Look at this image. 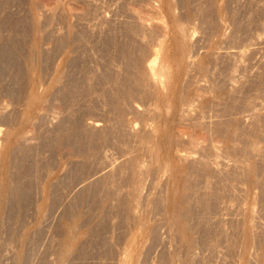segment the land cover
<instances>
[{
	"label": "rangeland",
	"instance_id": "obj_1",
	"mask_svg": "<svg viewBox=\"0 0 264 264\" xmlns=\"http://www.w3.org/2000/svg\"><path fill=\"white\" fill-rule=\"evenodd\" d=\"M178 26L190 35L184 49ZM159 44L170 65L182 68L172 78L181 87L174 96L179 100L166 88L170 100L164 102L143 79ZM182 111L203 119L202 124L191 119L190 128L198 123L192 132L199 130L206 141L210 135L207 145L219 152L215 157L212 145L207 151L201 138L209 152L202 156L207 171L195 169V175L200 172L195 176L190 165L180 163L182 169L189 166L185 173L196 183L186 189L193 204L189 247L166 212L169 171L157 166L162 158L177 163L175 146L190 137L191 132L183 138L178 132L189 124ZM0 128V148L12 130L28 139L13 151L10 169L0 163V264H120L136 237L130 252L138 253L139 246L146 254L138 253V264H264V0H0ZM165 132L185 142L174 141L172 154L160 151L156 159L148 151L153 141L163 143ZM252 167L256 176L247 173ZM138 175L147 176L133 208L140 216L136 208L142 206L141 220L148 209L143 226L128 209ZM246 217L254 223H244Z\"/></svg>",
	"mask_w": 264,
	"mask_h": 264
},
{
	"label": "bare ground",
	"instance_id": "obj_2",
	"mask_svg": "<svg viewBox=\"0 0 264 264\" xmlns=\"http://www.w3.org/2000/svg\"><path fill=\"white\" fill-rule=\"evenodd\" d=\"M168 3V5L171 7V5L169 4V1L167 2ZM166 3V4H167ZM169 6H167V7H169ZM169 7V9H171ZM150 8V7H149ZM129 10V9H128ZM173 10V9H172ZM171 11V10H170ZM169 11V12H170ZM153 12H154V10H153ZM159 14V13H158ZM160 17V16H159ZM172 17V16H171ZM176 16L174 15V18H175ZM165 19V18H164ZM178 21V20H177ZM137 24V23H136ZM140 24L141 25H143L141 22H140ZM161 24V29H163V26L165 25V24H163L162 25V23H160ZM176 24V23H175ZM178 24L180 25V23L178 22ZM177 24V25H178ZM146 25V24H145ZM177 25H175L176 27H177ZM144 26V25H143ZM167 26V25H166ZM145 27V26H144ZM153 28V27H152ZM159 28V29H160ZM179 28V29H178ZM178 32H180L178 35H179V39H177V41L179 40V44L181 45V47H182V49H184L185 47L184 46H186V44H184V42H185V38H188V36L190 37V35H184V32L181 30V27L180 26H178ZM183 29V28H182ZM164 30V29H163ZM166 30H167V28H166ZM180 30V31H179ZM183 30H185V28L183 29ZM159 31V30H158ZM165 31V30H164ZM176 31V30H175ZM187 32V31H186ZM188 34V33H187ZM159 36V35H158ZM184 39V40H183ZM174 40V39H173ZM188 41V40H187ZM188 42H190V40L188 41ZM161 43V42H160ZM177 43V44H178ZM187 43V42H186ZM162 44H163V42H162ZM162 44H159V45H161V47L159 46V48L160 49H156V50H152L153 51V54L151 53V55L153 56V58H152V60L147 64V61H146V64L147 65H145L144 67H142V68H144L145 69V71H144V69H142L141 68V66L143 65L142 63L143 62H141L140 64H142L141 66H140V69H142L144 72H145V74H144V76H143V79H145L144 77H146V82H148L150 85H152L151 86V88L152 87H154L152 90H154L155 89V91L157 90L158 91V93H159V95H161V100H163L164 102H166V101H168L167 99H169L168 97H165V89L167 88L168 90L170 89V93H171V96H170V94H169V96L172 98V99H174V100H176V99H178L177 97H175L174 98V96H176L177 94V91L179 90V88H181V87H179L178 85V87L179 88H177L176 86H175V83L176 82H174V78H173V75H174V72L176 73V69L175 68H177V71L178 70H182V68L180 67V68H178V64L176 65V67L175 68H173L172 67V65H170V63L166 60V56L164 55V52H163V45ZM184 44V46H182ZM165 45V44H164ZM175 46L177 47L178 45H176L175 44ZM176 47H175V50H176ZM184 47V48H183ZM174 48V47H173ZM177 48H179V51H175V53H178L177 55H178V57H180L179 59H182V56H183V58H184V56H186V55H183L184 54V52H182L183 50H180V46L179 47H177ZM188 48V47H187ZM193 48V47H192ZM154 49V48H153ZM167 49V48H166ZM172 49V48H171ZM189 49H191V47L189 48ZM187 50V49H186ZM186 50H184V51H186ZM3 51V50H2ZM151 51V52H152ZM187 52V51H186ZM5 53H6V51H5ZM148 53V52H147ZM174 53V52H173ZM191 53V52H190ZM202 53V52H201ZM143 54V53H142ZM188 54H189V52H188ZM149 55V54H148ZM202 55V54H201ZM207 55V54H206ZM151 56V57H152ZM173 56V55H172ZM141 57H142V55H141ZM151 57H149V58H151ZM189 57V56H188ZM188 57H187V59H188ZM144 58V57H143ZM175 58H176V56H175ZM174 58V59H175ZM147 59V58H146ZM197 59V58H196ZM208 59V58H207ZM137 60V59H136ZM144 60V59H143ZM189 60V59H188ZM187 60V61H188ZM200 61V60H199ZM197 62V61H196ZM137 63H138V61H137ZM178 63H180V62H178ZM189 63V62H188ZM191 64V63H190ZM193 64V63H192ZM201 66H203V65H201ZM200 67V66H199ZM187 68V67H186ZM200 70H201V68H200ZM199 70V71H200ZM204 70V69H203ZM186 71L187 72H189L187 69H186ZM143 72V73H144ZM187 72H185V73H187ZM205 72L206 71H204V74H205ZM142 72L140 73V74H143ZM209 73V72H208ZM196 74V73H195ZM136 75V74H135ZM139 75V74H138ZM140 76V75H139ZM198 76V75H197ZM207 76V75H206ZM208 77V76H207ZM134 78H136V77H134ZM139 78H141V77H139ZM173 78V79H172ZM193 78V77H192ZM142 79V81L144 82L145 80H143ZM136 81H137V79H136ZM184 81V80H183ZM204 81V80H203ZM145 82V84H147ZM181 82H182V80H181ZM185 82H183V84H184ZM138 84V83H137ZM149 84H148V86H149ZM199 85V84H198ZM198 85H196V86H198ZM138 85H136V87H137ZM142 86V85H141ZM144 86V85H143ZM146 86V85H145ZM187 86V85H186ZM194 86V85H193ZM195 86V87H196ZM184 87V86H183ZM191 87V86H190ZM199 87V86H198ZM146 88V87H145ZM144 88V89H145ZM187 88H189V87H187ZM197 88V87H196ZM201 88V87H200ZM150 89V88H149ZM148 89V90H149ZM166 89V90H167ZM183 89V88H182ZM181 89V90H182ZM186 89V88H185ZM194 89V88H193ZM204 89V88H203ZM129 90H130V88H129ZM166 91V93L167 92H169V91ZM199 90H201V89H199ZM207 90V89H206ZM210 90V89H209ZM146 91V90H145ZM151 91V90H150ZM150 91H147V93L148 92H150ZM172 91V92H171ZM183 91H185V90H183ZM188 91H189V89H188ZM203 91V90H202ZM195 92H197V89H196V91ZM199 92V91H198ZM155 93V92H154ZM157 93V92H156ZM202 93V92H201ZM201 93H198V95H199V97L200 96H202V94ZM204 93V92H203ZM150 94V93H149ZM148 94V95H149ZM195 94H197V93H195ZM204 94H206V92L204 93ZM203 94V95H204ZM124 95V94H123ZM146 95V94H145ZM152 95H153V93H152ZM155 95H157V94H155ZM180 95V94H179ZM167 96V95H166ZM187 96V95H186ZM194 96V95H193ZM206 96V95H205ZM205 96H203V97H205ZM36 97V96H35ZM154 98H155V96H153ZM152 97V98H153ZM181 97V96H180ZM202 97V98H203ZM33 98H34V95H33ZM183 98H185V97H183ZM182 98V99H183ZM187 98V97H186ZM194 98V97H193ZM196 98V97H195ZM219 98V97H218ZM35 99V98H34ZM37 99H40V98H37ZM190 99V98H189ZM200 99V98H199ZM41 100H43V98H41ZM41 100H39L41 103H43ZM156 100V99H155ZM170 100V99H169ZM179 100V99H178ZM196 100V99H195ZM195 100H193V101H195ZM154 101V100H153ZM158 101V100H157ZM156 101V102H157ZM183 100H181V102H182ZM197 101H200V100H197ZM169 102V101H168ZM188 102H189V100H188ZM187 102V103H188ZM210 102V101H209ZM214 102V101H213ZM39 103V102H38ZM172 103H173V101H172ZM180 103V102H179ZM190 103H192V100H191V102ZM197 104H198V102H196ZM220 103V102H219ZM164 104H166V103H164ZM184 105H185V103H183ZM195 104V103H194ZM193 104V105H194ZM200 104V103H199ZM198 104V105H199ZM33 105V104H32ZM157 105H158V103H157ZM161 105H162V103H161ZM169 104H167V106H168ZM164 106V105H163ZM170 106V105H169ZM183 106V105H182ZM186 106H187V104H186ZM203 106V105H202ZM201 106V107H202ZM205 106H207V105H205L204 104V107ZM189 107H191L190 105L189 106H187V108H189ZM194 107V106H193ZM200 107V108H201ZM163 108V107H162ZM165 108V107H164ZM171 108H173V106L171 107ZM170 108V109H171ZM183 108V107H182ZM181 108V109H182ZM185 109V108H183V110L184 111H188V109ZM199 108V109H200ZM156 109V108H155ZM169 109V108H168ZM179 109H180V107H179ZM180 109V110H181ZM190 109V108H189ZM192 110H190V111H193V108H191ZM198 109V108H197ZM196 109V110H197ZM172 110V109H171ZM195 110V111H196ZM201 110H202V108H201ZM165 111V110H164ZM166 111H167V107H166ZM173 111V110H172ZM176 111L177 110H175V114L176 115H178V113H176ZM190 111H189V113L188 112H186V114L183 112H181L183 115L181 116V114L179 113V117L181 116V119L183 120V118H184V120H185V122H186V120L188 119V123L189 122H191V124H192V121H191V119H194V118H191L190 119V117H192V116H190L191 115V113H190ZM198 111V110H197ZM36 112V111H35ZM156 112H158L157 110H156ZM162 112V111H161ZM203 112V111H202ZM32 113V112H31ZM166 113V112H165ZM169 113H170V111H169ZM30 114V113H29ZM174 114V115H175ZM202 114V113H201ZM25 115V114H24ZM169 115V114H168ZM194 115V114H193ZM197 115V114H196ZM199 115H200V113H199ZM28 116V115H27ZM29 116H31V115H29ZM33 117V116H32ZM183 117V118H182ZM200 117H202V116H200ZM209 117V116H208ZM27 119L25 120L24 119V122L25 123H28L29 124V126L31 125V118H29V117H26ZM35 118V117H34ZM34 118H32L33 119V122H34ZM172 118V117H171ZM174 118V117H173ZM196 118H198V117H196ZM196 118H195V122H200L201 123V121L203 120L202 118H200V119H202L201 121L200 120H196ZM205 118V117H204ZM178 119H180V118H178ZM181 119H180V121H181ZM189 119H190V121H189ZM208 119V118H207ZM21 120V119H20ZM36 120V119H35ZM158 120V119H157ZM165 120H167V119H165ZM170 121V120H169ZM173 121V120H172ZM182 122V121H181ZM184 122V123H185ZM186 122V123H187ZM193 122H194V120H193ZM262 122V121H261ZM35 123V122H34ZM34 123H33V125H34ZM132 123V122H131ZM169 123V122H168ZM172 123V122H171ZM218 123L220 124L221 122L219 121V122H217V126H219L218 125ZM254 123V122H253ZM28 124H26V125H28ZM99 124H101V123H99ZM164 124H166V122H164ZM190 123L189 124H186V126L184 125L183 127H182V125H181V129L179 130V124L177 125V127H178V132H179V134L182 136V138L183 137H186V135H188L190 132V134H189V138H188V136H187V139H189V140H187L186 139V141L187 142H185V138L182 140V138H180V136L178 135L177 137H175V138H177V139H175V138H173L171 135H172V133L169 135V133H167V132H165V134H163L162 136H163V143L161 144V143H158V142H156V140L155 141H153L152 139V141L154 142H151V143H153V145H151L150 147V151H148V149H147V151H148V153L149 152H151V155H153V156H155L156 157V159H158L159 157H161V155L162 154H160V156L158 157V154H159V152L160 151H166L167 152V154H172L171 153V146L173 145V144H175L176 145V143L174 142V141H176V142H180L181 143V140L182 141H184L186 144H184L183 142V145L181 144V146H180V144L179 143H177V146H175V148L176 147H179L178 148V150H177V148H176V151H173V149H172V151L173 152H175V158H177V163H174V162H170V159H172V158H166V160H164L163 158V160L161 159V158H159V159H161V161L160 160H158V163H159V165L157 164V166L159 167V168H163V172H165V171H169V175H170V178H169V180H170V182H171V186L169 187V189H168V195L167 196H165L166 198V203H164V204H166L167 205V207H168V211L166 210V212H167V215H168V217H169V220L170 221H172L171 223H173V224H175L176 226H178V227H176V228H178V230H180L179 232H181L180 233V235H182V237L184 238H186V239H188L187 241V247H189V245L191 244V235L190 234H192V233H190V226H188V224L190 223H188V220L190 221V217H191V219H192V205H191V203H190V197H189V195H190V192H188V194H187V190L186 189H191L192 188V185L191 184H193V186L194 185H196V183L194 182V181H192L191 180V182H190V178H188L187 176H191L190 174H188V173H185V169H182L183 168V166H182V168H181V165L182 164H187V165H190V169H192L193 171L195 170V169H202V170H200V171H203L204 169L207 171V168H204L203 169V167H207V165L209 164V163H206V159H203V157L202 156H206L207 154H203V152H205L206 150L207 151H210V146L212 145H207V141L208 142H210V140H211V142L210 143H212V139H211V136L209 135V137H210V139H209V137H208V139H207V141L205 140V138L207 137H205L204 136V139H203V136L201 135V138L203 139V140H201V141H204V142H206V143H204L203 142V144L204 145H206V146H209L208 147V149H206L207 147L205 146V147H202V146H204L203 144H200V140L199 139H201L200 137H199V135L201 134V133H199L200 131L199 130H196V131H194V133L192 132L193 131V129L195 128L194 126L196 125V126H199V125H197L196 123H195V125L193 124V129L191 130V128H190V126H192ZM202 124V123H201ZM201 124H200V126H201ZM216 124V123H215ZM24 125V124H23ZM33 125H32V127H33ZM171 125H173V124H171ZM203 125L205 126V124H204V122H203ZM213 125V124H212ZM97 126H99L97 123L96 124H94V127H97ZM155 126V125H154ZM158 126V125H157ZM160 126V125H159ZM158 126V127H159ZM204 126H201V127H203V130L202 131H206V133H208V128L209 127H206V128H204ZM216 126V127H217ZM23 127V126H22ZM28 127V126H27ZM31 127V128H32ZM162 127V126H161ZM164 127H166V125L164 126ZM177 127H176V129H177ZM201 127H199V129L201 128ZM210 127H212V126H210ZM224 127V126H223ZM163 128V127H162ZM14 129V128H13ZM33 129V128H32ZM135 129H137V128H135ZM156 129H157V127H156ZM156 129H154V133L153 134H155V133H157L156 132ZM196 129V128H195ZM197 129H198V127H197ZM204 129H207V130H204ZM215 129V128H214ZM213 129V130H214ZM21 130V129H20ZM31 130V129H30ZM212 129H211V131H210V133L213 131ZM216 130V129H215ZM221 130V129H220ZM258 130V129H257ZM3 129L2 128H0V136L2 135V133H3ZM23 131V130H22ZM129 131H131V132H133L134 133V126L133 125H131L130 127H129ZM164 131V130H163ZM162 131V132H163ZM170 131V130H169ZM218 131V130H217ZM216 131V132H217ZM21 131H19V132H13V130L12 131H10V133H8L10 136H7V137H9V138H7V137H4L5 139H7V140H4L5 142L3 143V145L1 146V148H0V163H1V167H8L9 169H10V166H9V163L11 162V158L13 157L12 156V153H14L13 151H15V149H16V147H17V145L19 146L20 144H22L24 141L26 142V140H28L27 139V135H25V133H20ZM146 132V131H145ZM149 132H152V131H149ZM214 132V131H213ZM224 132V131H223ZM185 133H187L185 136H184V134ZM204 133V132H203ZM202 133V134H203ZM219 132H217V134H218ZM221 133V132H220ZM227 133V132H226ZM141 134V133H140ZM152 134V133H151ZM150 134V135H151ZM151 135V136H154L155 138H156V136L155 135ZM178 134V133H177ZM199 134V135H198ZM214 134V133H213ZM223 134V133H222ZM232 134V133H231ZM4 135V134H3ZM30 136H32V134H31V132H30V134H29ZM205 135V134H204ZM208 135V134H207ZM219 135H221V134H219ZM174 136H176V135H174ZM231 136V135H230ZM153 137V138H154ZM30 138V137H29ZM144 138V137H143ZM158 139V138H157ZM181 139V140H180ZM1 140V139H0ZM143 140H145V139H143ZM150 140V139H149ZM3 141V140H2ZM159 142L161 141V138L158 140ZM221 141V140H220ZM232 141V140H231ZM230 141V142H231ZM141 142V141H140ZM251 142V141H250ZM143 143V142H142ZM141 143V144H142ZM144 143H146V141L144 142ZM173 143V144H172ZM209 143V144H210ZM25 144V143H24ZM148 144V143H147ZM178 144H179V146H178ZM230 144V143H229ZM233 144V143H232ZM256 144H257V142H256ZM144 145V144H143ZM150 145V144H149ZM184 145H185V147H184ZM145 146V145H144ZM213 146V148H211V149H215V145H212ZM232 146V145H231ZM21 147H24V146H21ZM142 147V146H141ZM145 147H148V145L147 146H145ZM181 147H184V149L183 148H181ZM216 147H218V146H216ZM228 147H230V146H228ZM203 148H205V149H203ZM260 148V147H259ZM202 149L204 150V151H202ZM219 149V148H218ZM18 150H20V148L18 149ZM23 150V149H22ZM201 150V151H200ZM212 150V151H213ZM224 150H225V148H224ZM248 150V149H247ZM200 151V152H199ZM206 151V152H207ZM211 151V152H212ZM20 152V151H19ZM137 152V151H136ZM143 152V151H142ZM202 152V153H201ZM214 156H215V153L218 155L219 154V152L217 153V150L215 149L214 151ZM234 152V151H233ZM255 152V151H254ZM147 153V154H148ZM153 153V154H152ZM208 154H209V152H207ZM167 154H163L164 156V158H165V156L167 155ZM169 154V155H170ZM198 154V155H197ZM200 154H203V155H200ZM212 154V153H211ZM249 154V153H248ZM14 155V154H13ZM139 155H140V153H139ZM149 155V154H148ZM200 155V156H199ZM216 155V156H217ZM222 155V154H221ZM259 155V154H258ZM262 155V154H261ZM208 156V155H207ZM215 156V157H216ZM260 156V155H259ZM134 157H137V156H134ZM154 157V158H155ZM168 157V156H167ZM170 157V156H169ZM245 157V156H244ZM153 158V157H152ZM153 158V159H154ZM218 158V157H217ZM137 159H138V157H137ZM151 159V158H150ZM252 159V158H251ZM139 160V159H138ZM147 160V159H146ZM176 160V159H175ZM129 162H130V160H128ZM134 161V160H133ZM151 161V160H150ZM154 161V160H153ZM211 161H213V160H211ZM259 161V160H258ZM13 162V161H12ZM148 162V161H147ZM223 162V161H222ZM134 163V162H133ZM153 164H154V162H152ZM151 163V164H152ZM180 163H181V165H180ZM211 163V162H210ZM250 163V162H249ZM136 163H134V165H135ZM137 164H138V162H137ZM145 164H146V162H145ZM221 164V163H220ZM257 164V163H256ZM261 164V163H260ZM11 165V164H10ZM131 165H133V164H130V166ZM245 165V164H244ZM249 165V164H248ZM258 165V164H257ZM142 166V165H141ZM147 166H148V164H147ZM153 166V165H152ZM151 166V167H152ZM192 166V167H191ZM254 166V165H253ZM135 167H136V165H135ZM154 167H156V165L154 166ZM187 167V166H186ZM202 167V168H201ZM247 167V166H246ZM250 167H251V165H250ZM256 167V166H255ZM250 168V169H247V173H249V175L252 173L253 175H254V173H255V176L257 175L256 174V172H258V170L257 169H259V168ZM259 167V166H258ZM7 168V169H8ZM146 168V167H145ZM148 168V170H149V167H147ZM146 168V169H147ZM8 169V170H9ZM144 169V168H143ZM143 169L141 170V171H143ZM145 169V170H146ZM158 169V168H157ZM188 169H189V166H188V168L186 169V171H188ZM210 169V167H208V170ZM232 169V168H231ZM2 170V169H1ZM4 170H5V168H4ZM154 170H156V169H154ZM153 170V171H154ZM192 170H189L190 171V173L192 174H196V171L197 170H195V172H191ZM204 170V171H205ZM236 170V169H235ZM255 170H257L256 172H254ZM147 171V170H146ZM145 171V172H146ZM158 171H159V169H158ZM162 170H160V172H161ZM199 171V170H198ZM3 172V171H2ZM5 172V171H4ZM3 172V173H4ZM144 172V171H143ZM144 172V173H145ZM211 172V171H210ZM254 172V173H253ZM3 173H2V176H5V179H4V182L5 181H7L6 180V174L5 175H3ZM8 174L7 175H10L9 173V171L7 172ZM138 173V172H137ZM166 173V172H165ZM168 173V172H167ZM199 174H200V172H198ZM197 173V175H195V176H198L199 174ZM246 173V172H245ZM135 174H136V171H135ZM140 174H143L142 172H140ZM148 174V173H147ZM150 174V173H149ZM235 174V173H234ZM145 175H146V173H145ZM160 175V174H159ZM161 175H163V174H161ZM225 175V174H224ZM248 175V176H249ZM135 176V175H134ZM149 176V175H148ZM157 176H158V174H157ZM156 176V177H157ZM167 176V175H166ZM243 176H245L244 174H243ZM251 176V175H250ZM254 176V177H255ZM9 177H10V179H11V175L10 176H8L7 177V179L9 180ZM143 177V179H138V178H140L139 177V175H138V177H135V178H137L138 180L137 181H135L136 182V184H132V186H134L133 188H131V191H130V194H129V196H130V202H129V210H130V213H131V215H132V217L134 218V219H132V221H137L136 223H138V225L139 226H143V225H146V223L145 224H143L142 225V220L144 219V217L146 216V215H149L148 217H150V214H146V212L148 213L149 211H147V210H145L146 212H145V214H144V217H143V219L141 220V218H139L140 216H141V209H142V206H141V209H140V207L138 208H136V210H140V216L137 214V213H135V211H134V207H136V206H138L139 204H140V200H141V196H143L142 194H141V192H143L142 191V186L144 185V183H143V181L145 180L144 179V177L146 178L147 176H142ZM162 177V176H161ZM160 177V178H161ZM169 177V176H168ZM192 177V176H191ZM247 177V176H246ZM254 177H252V178H254ZM133 178V177H132ZM166 178V177H165ZM193 178V180H194V176L192 177ZM191 178V179H192ZM203 177H201V179H202ZM251 178V179H252ZM256 178V177H255ZM254 178V179H255ZM3 179V178H2ZM149 179V178H148ZM189 179V180H188ZM215 179V178H214ZM245 179V178H244ZM134 180V179H133ZM154 180H155V178H154ZM158 180V179H157ZM163 180V179H162ZM168 180V181H169ZM3 181V180H2ZM151 181H152V179H151ZM167 181V182H168ZM222 181V180H221ZM252 181V180H251ZM254 181H256V182H258V180H254ZM153 182V181H152ZM152 182H149L148 183V185L151 183L152 184ZM158 182V181H157ZM213 182H214V180H213ZM248 182V181H247ZM256 182H253L254 184L256 183ZM6 183V182H5ZM145 183H147V182H145ZM154 183H156L155 181H154ZM160 183H161V181H160ZM9 183L7 182L6 184H4V185H7V186H9L8 185ZM157 184H159V183H157ZM157 184H155V185H157ZM201 184V183H200ZM212 184V183H211ZM252 184L253 185V188H254V186H256L257 184ZM3 185V187H5ZM199 185V184H198ZM215 185V184H214ZM6 186V187H7ZM146 186V185H145ZM169 186V185H168ZM5 187V188H6ZM10 188H11V186H9ZM158 187V186H157ZM195 187V186H194ZM252 187V186H251ZM258 187V186H257ZM10 188H9V190H10ZM154 188V185H153V187H152V189ZM256 188V187H255ZM145 189V188H144ZM149 189V188H148ZM151 189V188H150ZM157 189V188H156ZM197 189V188H196ZM161 190V189H160ZM188 190V191H189ZM194 190H195V188H194ZM258 190V189H257ZM2 191H3V188H2ZM153 192H154V190H152ZM162 191V190H161ZM5 192V191H4ZM151 192V191H150ZM164 192V191H163ZM197 192V191H196ZM250 192V195H251V190L249 191ZM255 192V191H254ZM253 192V193H254ZM3 193V192H2ZM2 193H0L1 194V196L3 195ZM152 193V192H151ZM151 193H150V195H151ZM192 193V192H191ZM5 194V193H4ZM8 194H9V192H8ZM144 194V193H143ZM154 194V193H153ZM166 194H167V192H166ZM249 194V193H248ZM201 195V194H200ZM207 195V194H206ZM245 195V194H244ZM249 195V196H250ZM4 196V195H3ZM3 196H2V198H3ZM6 196V195H5ZM146 196V195H145ZM156 196V195H155ZM222 196V195H221ZM232 196V195H231ZM161 197H163V196H161ZM192 197V196H191ZM248 197V196H247ZM7 198H9V197H7ZM146 198V197H145ZM150 198V197H149ZM205 198V197H204ZM208 198V197H207ZM250 198V197H249ZM248 198V199H249ZM252 198H254L253 197V195H252ZM128 199H129V197H128ZM147 199V198H146ZM162 199H164V198H162ZM161 199V200H162ZM192 199V198H191ZM7 200V199H6ZM5 200V201H6ZM127 200V199H126ZM125 200V201H126ZM150 200V199H149ZM149 200H147L148 202H149ZM154 200V199H153ZM160 200V199H159ZM200 201H201V198L199 199ZM198 200V201H199ZM205 200V199H204ZM210 200V199H209ZM253 200V199H252ZM202 201H203V199H202ZM247 201V200H246ZM256 201V200H255ZM142 202V201H141ZM209 202V201H208ZM249 202V201H248ZM254 202V201H253ZM127 203V202H126ZM193 203V202H192ZM200 203V202H199ZM198 203V204H199ZM203 203H205L206 204V201L204 202L203 201ZM202 203V204H203ZM252 202H250V204H251ZM149 204V203H148ZM201 204V203H200ZM199 204V205H200ZM253 204V203H252ZM251 204V205H252ZM195 205V204H194ZM204 205V204H203ZM202 205V206H203ZM208 205H210V204H208ZM251 205H250V207H251ZM144 206H145V202H144ZM143 206V207H144ZM146 206H147V204H146ZM144 207V208H147V207ZM201 206V205H200ZM149 207V206H148ZM249 207V206H248ZM248 207H247V209H248ZM150 208V207H149ZM242 209V208H241ZM252 209V208H251ZM255 209V208H254ZM207 210V209H206ZM249 210V209H248ZM211 211V210H210ZM3 212V211H2ZM2 212H1V214H2ZM137 212V211H136ZM139 212V211H138ZM144 212V211H143ZM151 212V211H150ZM246 212H247V210H246ZM253 212V211H252ZM249 214H251V212H247V215L248 216H250ZM143 215V214H142ZM166 215V216H167ZM246 215V216H247ZM139 216V217H138ZM253 216V215H252ZM252 216H251V218H252ZM151 219V218H150ZM196 220V219H195ZM248 219H247V217L245 218V220L243 221L244 223L247 221ZM252 220V219H251ZM254 220V219H253ZM147 221V220H146ZM145 221V222H146ZM150 222V221H149ZM250 222V221H249ZM247 223V224H251V223H254V221L253 222H251V223ZM135 223V222H134ZM243 224V223H242ZM247 224H244V226H245V228H246V225ZM148 225V224H147ZM172 225V224H171ZM138 226V227H139ZM248 226V225H247ZM255 226V225H254ZM253 226L251 225V228H252ZM144 228V227H143ZM250 228V227H249ZM251 228H250V230H251ZM141 230L140 231H143L142 230V228H140ZM147 229V228H146ZM151 229V228H150ZM247 229H248V227H247ZM246 229V230H247ZM149 230V229H148ZM148 230H147V233H148ZM152 230V229H151ZM252 231H253V228H252ZM150 232H152V231H150ZM247 232H248V230H247ZM246 232V234H248ZM251 232V231H250ZM251 234V233H250ZM249 234V235H250ZM144 235V234H143ZM184 235V236H183ZM253 235V234H252ZM145 236V235H144ZM149 237V236H148ZM246 237L248 238L249 236H247L246 235ZM137 238V237H136ZM131 239V240H129L130 242H129V247L130 248H132V247H136V241L135 240H137V239ZM139 238V237H138ZM182 238V239H183ZM246 238V239H247ZM253 238V237H252ZM144 239V238H143ZM146 239H148L147 237H146ZM192 239H193V237H192ZM245 239V238H244ZM251 239V238H250ZM249 239V240H250ZM252 240V239H251ZM250 240V241H251ZM145 241H147V240H145ZM253 241H254V238H253ZM186 242V241H185ZM247 242H248V240H247ZM141 243H142V241H141ZM249 243V242H248ZM186 244V243H185ZM192 244H193V242H192ZM236 244V243H235ZM240 244V243H239ZM245 244H246V246H247V248H245L244 246H242L243 248H242V250H245V252H244V254L246 253H248L249 254V250H248V245L249 244H247L246 243V241H245ZM244 244V245H245ZM252 244H253V242H252ZM138 245V244H137ZM146 244H144V246H145ZM195 245V244H194ZM241 245V244H240ZM250 245H251V243H250ZM72 246V245H71ZM70 245L67 247V249L68 248H70L71 247ZM141 246H143L142 244H141ZM144 246L142 247L143 249H144ZM251 246H253V245H251ZM73 247V246H72ZM148 245H146V248L148 249ZM187 247H185V248H187ZM130 248H127V249H125V252H124V256H123V259H122V262H120V264H127L128 263V260H132L131 261V263L133 264L134 262V260L137 262L136 264H138L139 263V261L140 260H138V259H141L140 257H141V255H139L138 253H140L141 252V254H142V252L143 251H140L141 249V247H139L138 246V248H139V250H138V253H136L137 252V248L134 250L135 252L133 253V251L132 252H130ZM145 248V249H146ZM193 248V247H192ZM71 249V248H70ZM142 249V250H143ZM194 249V248H193ZM192 249V250H193ZM132 250H133V248H132ZM186 250V249H185ZM251 250V249H250ZM73 251V250H72ZM183 251V250H182ZM184 252V251H183ZM262 252V251H261ZM133 253V254H132ZM242 253H243V251H242ZM251 253V252H250ZM63 254V253H62ZM66 254H68V253H66ZM138 254V255H137ZM143 254H145V252H143ZM246 254H245V256H246ZM243 255V254H242ZM64 256H66L65 255V253H64ZM145 256H146V254H145ZM249 256V255H248ZM260 256V255H259ZM241 257V256H240ZM262 257V256H261ZM244 258V257H243ZM143 259H144V257H143ZM261 259V258H260ZM64 260V259H63ZM241 260V259H240ZM243 260H245V259H243ZM248 261V260H247ZM261 261V260H260ZM141 262V261H140ZM144 262V261H143ZM243 262V261H242ZM246 262V260L244 261V263ZM248 262H250V260L248 261ZM261 263H262V261H261ZM135 264V263H134ZM141 264V263H140ZM243 264V263H242ZM246 264H248L247 262H246ZM259 264H260V262H259Z\"/></svg>",
	"mask_w": 264,
	"mask_h": 264
}]
</instances>
